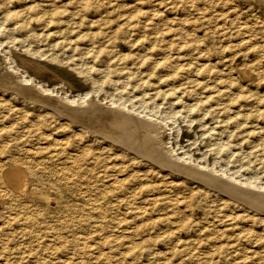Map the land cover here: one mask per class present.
Instances as JSON below:
<instances>
[{"label": "rangeland", "instance_id": "374dc122", "mask_svg": "<svg viewBox=\"0 0 264 264\" xmlns=\"http://www.w3.org/2000/svg\"><path fill=\"white\" fill-rule=\"evenodd\" d=\"M0 27V264H264V209L71 114L131 106L178 163L264 192V0H0Z\"/></svg>", "mask_w": 264, "mask_h": 264}, {"label": "bare ground", "instance_id": "6f19581e", "mask_svg": "<svg viewBox=\"0 0 264 264\" xmlns=\"http://www.w3.org/2000/svg\"><path fill=\"white\" fill-rule=\"evenodd\" d=\"M26 61H28V60H26ZM90 95H89V97H90ZM95 97H97V96H95ZM94 98L90 97L89 99H87L85 97L79 101H76V103L78 102L82 105L86 104V106H81L79 108L77 106L76 107L77 110H75V111L72 110V113H71L72 116L77 117L79 120H82L83 117H81V116L82 115L84 116L85 114L86 115H92L93 113L94 114L95 113L105 114V115H103V117L105 116V118H106V121L104 122L105 124L102 123V126L99 125L100 127L98 126V128L96 127V129L94 127H91L90 126L91 124H89L88 122L80 121V122L88 125V127H90L89 131L95 132L97 134L100 133L101 136L103 135L105 138H108L113 142L121 144V145L125 146L126 148H128L129 150H133L137 154L141 155V157L142 156L147 157V158L157 162L161 166L175 169L178 172L186 173V174H189L190 176L192 175L196 178L207 181L208 184L209 183L216 184V186L219 184V185H221V188L222 187L232 188L233 193L234 192L239 193L240 195H242V198L245 197V198H243L244 200L249 201L250 203H252L255 206H259V208L261 207L262 210L264 209V192L253 191V190H249L246 188H242V187H239V186L232 184V182L231 183L228 182L226 179L214 176L213 172H216L217 170H214V171L211 170V171H213L212 172L213 174H211L209 172H200L197 168H195L192 165L188 166V165H185L182 163H178L177 162L178 159L174 160L176 157L173 156L172 151L169 149V147L166 148L165 146H167V145H164L165 144V142H164V129L165 128H164L163 123L159 122L160 120L158 121V119H154L153 116H152L153 119H146L141 115V113H140V115H141V117H140V116L135 114L137 111L135 113H134V111H132L134 108L132 109L131 106H130L131 109L127 108L126 106L121 105L122 103L117 104V105L115 104V107H111L109 105L106 106V103L100 104V102L96 98L95 99ZM66 100L73 101V100H69L67 98H66ZM103 101H105V100L103 99ZM57 102H58V100H57ZM61 102H58V104L56 102L55 103L57 105H59ZM73 102H75V101H73ZM62 104H63V109L66 110L64 108L66 106V105L64 106V104H66V103H61L60 105H62ZM111 104H114V103H111ZM68 106H70V105H68ZM62 112H63V110H62ZM59 113H61V112H59ZM79 114H81V115H79ZM69 116L70 115H68V117ZM98 117H100V115ZM146 117H148V116H146ZM101 118H102V116H101ZM105 118H103L101 120L104 121ZM101 120H100V122H102ZM74 121H77V120H74ZM89 121L91 122V120H89ZM77 122L80 123L79 121H77ZM95 122H97V121H95ZM107 122H109V124ZM92 123H94V122H92ZM92 125H94V124H92ZM153 161H151V162H153ZM196 165H198V164H196ZM213 168H215V167H213ZM222 173H221L222 176H226V174H228V173H226V174H222ZM4 175H5L8 183L11 184L17 191L18 190L23 191L28 185L27 174H26L25 170L19 165H16V166L9 168L5 172ZM197 175H199L200 177H198ZM228 177L230 179L234 180V178H233L234 176L233 177L228 176ZM114 181H115V179H114ZM246 184H248V183H246ZM257 187H260V186H257ZM218 188H219V186H218ZM261 188L264 189L263 187H261ZM15 189H14V191H15ZM227 190H229V189H227ZM234 190H236V191H234ZM236 195H238V194H236ZM95 202H97V201H93L92 204ZM95 208H97V207L95 206ZM114 256H116V255L114 254Z\"/></svg>", "mask_w": 264, "mask_h": 264}]
</instances>
